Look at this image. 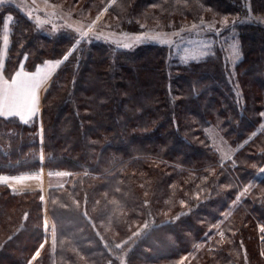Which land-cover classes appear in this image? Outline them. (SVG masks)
<instances>
[{"label":"trees","instance_id":"1","mask_svg":"<svg viewBox=\"0 0 264 264\" xmlns=\"http://www.w3.org/2000/svg\"><path fill=\"white\" fill-rule=\"evenodd\" d=\"M81 1L94 14L109 0ZM8 15L9 80L22 63L62 60L80 37L46 34L15 6ZM108 15L132 31L231 17L239 60L231 67L216 42L193 60L88 36L46 86L41 137L36 117H0V175H37L42 158L48 179L70 173L46 194L53 262L50 242L32 264H264V0H116ZM2 35L0 23V52ZM41 196L0 184V264H28L44 242Z\"/></svg>","mask_w":264,"mask_h":264},{"label":"rangeland","instance_id":"2","mask_svg":"<svg viewBox=\"0 0 264 264\" xmlns=\"http://www.w3.org/2000/svg\"><path fill=\"white\" fill-rule=\"evenodd\" d=\"M116 0H109L100 10L96 13L92 14L91 10L83 4L81 0H5L4 3H0V10L5 6H15L20 9L25 15L30 13L32 17V21L36 23L37 16L41 20H47L48 23L42 24L39 27L42 28V31L46 34L53 35L57 31L63 28H69L70 31L79 36L76 31L77 28H82L87 30V26L92 24V22L96 19V16L103 12V16L100 21H97L93 27V32L89 34V37H92L95 40L107 41L112 43L118 47H121V43L130 42L135 36L141 35L143 33L147 34H161L165 39L171 41L170 44H161L158 41L153 40H145L144 42L150 41L151 43H157L164 45L168 48L174 50L175 54L178 57H182L183 59H191L193 55L197 57H202L200 55L201 51L207 52L208 49L213 45L214 42L219 43L223 47V52L225 53L226 58L229 60L231 67L234 63L239 60V55L237 54L239 50V42L236 37L235 30L232 27V23L234 22L231 17H227L228 23L227 27L224 26L222 21L225 17L222 18H211V19H202L199 23H196L198 27L196 29H192L193 24H189L181 29H175L173 26H166L160 22H155L153 24H140L138 27V31L134 28L127 29L125 25L117 21L111 15H108V10L115 4ZM107 9V11H104ZM203 21V27H199L201 22ZM71 25V27H69ZM141 25L144 27L142 28ZM209 25L213 26V30L209 31ZM9 31V30H8ZM123 33L124 35H121ZM175 33H179V35H175ZM4 35V31H3ZM3 35H2V48L0 52V75L2 73L3 62L6 58V49L3 45ZM96 35H101L102 37H107V40L101 38L96 39ZM80 41L79 37L77 41ZM119 42V43H118ZM143 42V43H144ZM79 44V43H78ZM76 42L73 44L70 50H73L77 45ZM136 45V44H133ZM235 45V50L233 48ZM123 48V47H121ZM51 62V61H50ZM43 67L42 65H39ZM60 66V65H59ZM19 70V68H18ZM57 70V69H56ZM55 73V72H54ZM53 73V75H54ZM52 75V76H53ZM4 76V75H3ZM52 76L49 81L46 82L45 88L50 82ZM5 78V77H4ZM44 94L42 90L40 93V104L41 98ZM39 112L36 116L38 121V131L39 136H42V119H41V106L39 105ZM264 120V117H263ZM206 133L210 138V141L216 151L220 154L221 159L223 161L228 160L232 157L235 150L232 149L221 137L218 133L217 129L213 126H209L206 129ZM41 148L43 146V141L40 142ZM40 174L41 176H39ZM37 175L39 178H44L43 182L37 186L36 179H25L21 182L27 185V188L22 189L19 187L13 188L12 186H17V182H12L10 187L14 191H23V190H33L40 189L44 200L42 201V213H43V231H44V242L41 243L44 245L51 242L50 245V261L53 262L54 248L51 240V229L49 227L48 222V211H47V202H46V194L49 186L58 185L61 181L65 179V177L61 176H49V179L44 176L45 170L43 166V158L41 159V169ZM47 177V176H46ZM29 185L33 184V185ZM5 185V184H4ZM45 204V206H44ZM45 222L47 223V228H45ZM43 247V248H44ZM42 248V249H43ZM40 251L42 250L39 247ZM33 256V255H32ZM32 258V257H31ZM34 262V261H33ZM32 262V263H33Z\"/></svg>","mask_w":264,"mask_h":264},{"label":"snow or ice","instance_id":"3","mask_svg":"<svg viewBox=\"0 0 264 264\" xmlns=\"http://www.w3.org/2000/svg\"><path fill=\"white\" fill-rule=\"evenodd\" d=\"M5 0H0V3H4ZM104 11H107L105 9ZM103 12H101L99 15L96 16V19L92 22V24L87 26V30H84L82 28H77L76 31L78 32L81 39H84L89 36L90 33L93 32V27L96 24L97 21L101 20V17L103 16ZM28 18L32 19L31 14H28ZM13 20V17L11 15H8L3 20H0V23H2L3 26V45L5 48H7L9 43V25L10 22ZM48 23L47 20H41L38 16L36 18V26L39 27L42 24ZM225 27H227V17L224 18L222 21ZM71 27V25H69ZM143 28L144 26L141 25ZM198 25L193 24L192 29H196ZM199 27H203V21L201 22V25ZM209 31L213 30V26L209 25L208 27ZM121 35H124L121 33ZM175 35H179V33H175ZM96 39H105L107 40V37H102L101 35H96ZM145 40H153L158 41L161 44H170L171 41L168 39H165L163 35L161 34H147L143 33L141 35L135 36L130 42L121 43V47L128 49L133 47V44H140L143 43ZM80 41H76L78 44ZM119 43V42H118ZM233 48L235 50V45H233ZM73 54V51L70 50L66 55H64L62 60H57L55 62L45 61L43 62V67L36 66L34 71H25L23 67V63L21 64L19 70L15 71V73L11 76V79L4 78L3 75H0V117L8 119V118H18L20 122L27 125L31 119L37 116L39 112V105H40V93L41 91H47V89L44 87L46 82L49 81L50 77L53 75V73L56 71V69L61 65L62 63L66 62L69 57ZM238 54V52H237ZM201 56L207 55L206 52L201 51ZM199 57L193 55L191 59L196 60ZM261 117H264V113H260ZM262 128H264V125H261ZM261 173H264V168L260 169ZM49 175H53V173H49ZM56 176H69L70 173L67 172H56L54 173ZM25 179H39V176H9V175H0V184H5L11 186L12 182H21ZM60 187H63L61 184ZM249 191L248 187H245L243 191L239 192L237 196L235 197V201L238 202L241 200L242 197L245 196V194ZM41 201L44 200V197H40ZM183 204V201H181ZM45 228H47V223L45 222ZM259 231L262 234L261 239L264 240V226L259 227ZM53 235H55V228H53ZM134 235H138L137 233H134ZM221 237H223L224 233H220ZM44 247L43 244L40 245V248L42 249ZM117 248H120L121 245L117 244ZM40 255V249H37V251L33 254L31 260H29L28 264H32L33 261L37 259V257ZM261 255H264V253H261ZM184 259L182 258L180 261V264H183Z\"/></svg>","mask_w":264,"mask_h":264},{"label":"crops","instance_id":"4","mask_svg":"<svg viewBox=\"0 0 264 264\" xmlns=\"http://www.w3.org/2000/svg\"><path fill=\"white\" fill-rule=\"evenodd\" d=\"M39 176H41L40 174H38ZM33 176V175H32ZM45 177V179L47 178L46 176H44ZM43 180H44V178H39V179H36L34 182H36V184H37V186L38 187H40L39 185L43 182ZM32 181H33V179H32ZM39 184V185H38ZM28 185H29V183H28ZM30 185H33V184H30ZM29 185V186H30ZM8 187H10L9 185H7ZM12 186V185H11ZM13 188H16V187H19V188H22V189H25V188H27V185L26 184H24V183H22V182H18V185L16 186H12ZM12 187H10L11 189H12ZM31 187V186H30Z\"/></svg>","mask_w":264,"mask_h":264},{"label":"bare ground","instance_id":"5","mask_svg":"<svg viewBox=\"0 0 264 264\" xmlns=\"http://www.w3.org/2000/svg\"><path fill=\"white\" fill-rule=\"evenodd\" d=\"M44 206H45V204H44Z\"/></svg>","mask_w":264,"mask_h":264}]
</instances>
